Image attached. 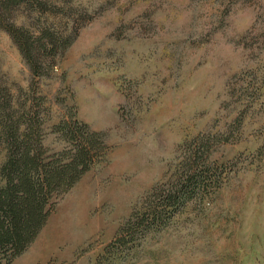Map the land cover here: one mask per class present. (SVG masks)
Returning <instances> with one entry per match:
<instances>
[{
    "label": "rangeland",
    "instance_id": "1",
    "mask_svg": "<svg viewBox=\"0 0 264 264\" xmlns=\"http://www.w3.org/2000/svg\"><path fill=\"white\" fill-rule=\"evenodd\" d=\"M11 15L63 48L32 67L0 30V168L12 120L43 161L68 148L63 121L105 147L11 264H264V0H32Z\"/></svg>",
    "mask_w": 264,
    "mask_h": 264
},
{
    "label": "trees",
    "instance_id": "2",
    "mask_svg": "<svg viewBox=\"0 0 264 264\" xmlns=\"http://www.w3.org/2000/svg\"><path fill=\"white\" fill-rule=\"evenodd\" d=\"M31 3L32 0H0V30L10 36L34 67L42 51L61 46L46 31L34 38L25 27H17L11 21L15 6ZM19 120L10 121L4 129L9 153L0 168V264H11L33 243L58 200L89 171L91 161L103 155L105 149L100 133L90 132L78 122L63 121L55 128L70 136L68 148L58 154V161H43V149H31V144L25 146L20 141L23 133ZM28 122L31 127L36 124L34 118ZM168 198L178 203L183 195L177 193V199L172 195Z\"/></svg>",
    "mask_w": 264,
    "mask_h": 264
}]
</instances>
